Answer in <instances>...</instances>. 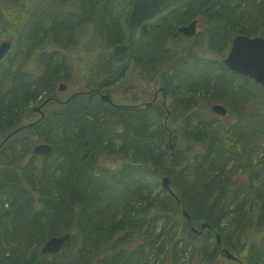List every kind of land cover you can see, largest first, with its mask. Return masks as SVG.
Returning <instances> with one entry per match:
<instances>
[{
  "label": "trees",
  "instance_id": "1",
  "mask_svg": "<svg viewBox=\"0 0 264 264\" xmlns=\"http://www.w3.org/2000/svg\"><path fill=\"white\" fill-rule=\"evenodd\" d=\"M48 1L0 63V142L36 119L28 120L33 105L53 94L66 65L38 47L46 36L66 49L76 30L95 27L105 46L128 48L100 59L99 77L77 90L90 92L46 105L40 122L1 148L0 264H264V233L257 236L264 232V185L253 179H263L264 168L257 173L243 163L264 145V87L222 61L236 35L264 36V0H179L149 20L146 33L129 30L133 0H71L69 8V0ZM3 15L0 25H8ZM199 18L206 27L194 40L205 35L213 57L174 42L191 40L177 29ZM33 56L41 74L30 69ZM135 67L147 89H164L167 107L125 106L148 92H132L123 106L101 100ZM214 103L228 108L215 127ZM44 142L51 153L35 154ZM240 167L252 174L237 182ZM165 175L179 202L161 186ZM183 208L192 223L210 227L194 232ZM66 232L59 253L41 252ZM217 232L241 262L226 256Z\"/></svg>",
  "mask_w": 264,
  "mask_h": 264
},
{
  "label": "rangeland",
  "instance_id": "2",
  "mask_svg": "<svg viewBox=\"0 0 264 264\" xmlns=\"http://www.w3.org/2000/svg\"><path fill=\"white\" fill-rule=\"evenodd\" d=\"M6 4L9 8H6ZM49 4L50 3L48 0H0V10H2L0 11L1 12L0 22L2 18H4L3 12L5 13V17L8 20V25H0V33H2V36H3L2 38H0L1 39L0 42L5 39H12L13 41L12 47L10 48L8 53L4 56V58L8 56L9 54H11L12 49H14L13 47L15 43L17 42L16 40L20 39L22 34L25 33V31H27L30 28L33 21L35 20L36 14L42 11V9L45 10L46 8H48L50 6ZM65 4H66V8H69L70 7L69 5L71 4V0H69L68 2L66 1ZM55 6L57 7L56 4ZM204 20L205 19L203 18L198 19V25H197L198 33L202 32L203 34V30L206 27ZM76 27L77 26H75V30H76ZM93 28L95 29V27H91V29L89 28L86 31L85 30L83 31V29L76 30L75 33L73 34V39L71 40V42H67L63 44V46L67 45L66 49H63L62 47H60V45L57 42H52L50 40L52 38H47V36L44 38L45 39L44 42L43 41L40 42L38 47H42V46L46 47L49 53L55 52L57 54L56 56H59L60 58L66 60V65L64 66V68L60 70L61 76L59 77L58 81L54 85L53 95H55V97L66 99L70 93H73L77 91L78 89L89 90V89H85L82 87L83 81L87 82L88 80H92V79L96 80V78L99 77V62L101 61L100 59H103L104 55L109 51L114 53V50H113L114 47L109 48L107 45L105 46L104 41L102 40L100 35L94 32ZM196 35L191 36V37L186 36L188 39H191L189 41H185L181 38H176L174 42L177 45H181L180 47L181 49L187 46L189 47L193 46L197 50L200 49L201 55L207 56V57H213L214 54L212 55L209 52V50L205 48L207 47L205 35L204 36L201 35V37L198 38V40H194ZM52 36H53V33H52ZM40 54L41 52H36V55L39 56ZM26 56L28 57L29 55H24L25 58ZM34 57L35 56L31 57L32 59L30 60V63L32 64L34 60L36 68L32 67L31 65L30 69H32L33 72H35L36 74H41L42 72L41 64L38 60V57L37 59H35ZM137 69H138L137 67L130 69L129 73L126 74V77L120 83H118L115 87H113L112 90L108 93L110 94V96L113 98V100L116 103L117 102L123 103L126 101L131 102L132 100L130 99V94H132V92L133 93L137 92L139 94H144L143 92H148V94L145 95V97L141 96L140 100L136 101V102L138 101L147 102L152 99L154 92H156L159 89V88L155 89V87L154 88L148 87L147 89L146 82L138 81L137 80V76H138ZM61 82L66 83L67 90L62 91L59 89V84ZM129 85L135 88H130ZM158 94H159V98L156 103L162 104V101L164 98L163 91H159ZM43 99L44 97L40 98L38 103H40ZM38 103H35L33 106H37ZM55 103L56 102L48 103L47 104L48 108L53 109V106ZM38 116H39V113L33 110V115H31V117H29L28 120L35 119ZM211 117L217 118L215 123H213V126L215 127L217 122H219L218 118H220L221 115L214 113ZM165 122L166 123L169 122V119L168 121L165 120ZM179 125L182 127L181 124ZM178 133H180V131H178ZM179 146L181 149L183 148L182 145H179ZM199 148L200 146H197V147L195 146V149H199ZM191 149H192L191 152H193L194 149L193 148ZM105 160H111V159L107 158ZM235 163L238 164V162L236 161ZM243 163L244 164L251 163L255 165L256 169L258 168L256 170L257 173L260 171L259 169L264 168V145H260V148L252 152L251 155H249V157L247 158V160H243ZM232 166L233 164L231 165V167L229 165V170L234 168V167L232 168ZM241 170H242V167H240L239 172L234 175L233 179L237 182H239L240 180H247L248 177L252 174V173H249L250 172L249 170H248L249 172L247 171L241 172ZM253 179L255 183L259 186L262 183H264V180H263L264 178L263 179L256 178L253 175ZM160 181H161V178H160ZM231 184L233 186H236V184L232 180H231ZM159 191H160V187L154 188V193L155 192L158 193ZM263 233L264 232L258 233L257 236L261 237ZM247 239L248 237H242L241 238L242 243L245 242ZM239 248H240V245H239ZM223 258H220V259H222L224 263L227 262L226 260L227 258L226 259L225 257Z\"/></svg>",
  "mask_w": 264,
  "mask_h": 264
},
{
  "label": "water",
  "instance_id": "3",
  "mask_svg": "<svg viewBox=\"0 0 264 264\" xmlns=\"http://www.w3.org/2000/svg\"><path fill=\"white\" fill-rule=\"evenodd\" d=\"M178 0H133V5L131 13L128 19V27L131 32L140 27L143 33L148 31V20L153 17L162 7L166 6L171 2H176ZM198 20L192 21L190 24L180 26L177 29V33H182L188 37L194 36L197 33ZM13 45L12 39H5L0 42V61L8 53L10 48ZM128 45H115L113 48L116 55H122L126 52ZM223 63L231 70L251 77L264 87V36H248L245 34H238L234 37L232 41V46L229 54L223 59ZM67 85L65 82L59 84V89L64 91L66 90ZM159 91L165 92L163 88H159L155 94L158 95ZM77 93L71 94L68 100L62 101V103L68 102L71 100L74 95ZM58 99V98H57ZM43 101L41 104L36 106L34 110H38L42 113V116L35 121H32L28 124L22 125L8 133L4 139L0 142V150L7 143V141L15 135L17 132L34 126L40 122L44 116L45 112L43 107L46 105L47 101ZM101 100L110 104H115L111 96L107 93L102 94ZM60 102L61 100L58 99ZM152 101L146 102L145 106L150 107ZM165 103V101H164ZM211 110L214 113L219 115H226L228 113V108L222 103H215L211 106ZM52 151V145L49 143H40L33 148V152L38 155H49ZM162 186L170 192L174 197H176L179 202V198L176 193L173 191L170 185L169 175H165L161 179ZM184 214H187V211L184 210ZM208 226V223H202L201 227L204 229ZM71 233L66 232L60 235H53L48 240L45 241L42 247V252L46 254H57L59 253L66 240L70 237ZM218 241L220 243V235L217 234ZM226 256L230 259H236V257L229 251V249H223Z\"/></svg>",
  "mask_w": 264,
  "mask_h": 264
},
{
  "label": "flooded vegetation",
  "instance_id": "4",
  "mask_svg": "<svg viewBox=\"0 0 264 264\" xmlns=\"http://www.w3.org/2000/svg\"><path fill=\"white\" fill-rule=\"evenodd\" d=\"M171 3H173V2H171ZM170 4V3H169ZM169 4H167V5H169ZM166 5V6H167ZM165 7V6H164ZM134 31H141V29H140V27H138L137 29H135ZM131 32V31H130ZM116 55V54H115ZM66 90H67V88H66ZM64 93V92H63ZM74 93V92H73ZM71 94L72 93H70L69 94V96L66 98V99H61V98H58V99H60L61 101L59 102L58 101V99H57V97H55L53 94L52 95H50V96H48V97H46L45 99H44V101H46L47 99H49L48 101H47V103L50 101V102H56V103H62V101H65V100H68L69 99V97L71 96ZM163 101H162V104L165 106V107H167V96H166V94H165V96L163 95ZM101 98V97H100ZM158 98H159V94L156 96V94H155V92H154V94H153V97H152V99L150 100V101H152L153 103L154 102H157V100H158ZM51 99V100H50ZM164 101H165V103H164ZM43 102V101H42ZM49 102V103H50ZM147 102H149V101H147ZM47 103H46V105H47ZM145 103H146V101H141V102H136V103H131V104H127V105H125V106H128V107H145V108H148L147 106H145ZM152 103V104H153ZM46 105L43 107V109L42 110H44V112H45V107H46ZM115 105V104H114ZM116 105H121L120 103H117ZM115 105V106H116ZM123 106V105H122ZM35 108V107H34ZM34 110V109H33ZM34 111H37L38 113H39V116L35 119V120H37L38 118H40L41 116H42V113L40 112V111H38V110H34ZM45 114H46V112H45Z\"/></svg>",
  "mask_w": 264,
  "mask_h": 264
},
{
  "label": "bare ground",
  "instance_id": "5",
  "mask_svg": "<svg viewBox=\"0 0 264 264\" xmlns=\"http://www.w3.org/2000/svg\"><path fill=\"white\" fill-rule=\"evenodd\" d=\"M115 54V53H114ZM106 92H101L100 93V97L102 96V94H105ZM108 94V93H107ZM263 185H264V183H263ZM232 186V185H231ZM184 210H186L187 211V214H184ZM182 215L184 216V218H186L188 221H189V223H190V226H191V229L194 231V232H196V233H202L203 231H204V229L205 228H207V227H210V224L208 223V226H206L204 229H202V227H198V225L197 224H195V223H192V221H191V214H190V212H188V210L186 209V208H183L182 209ZM217 234H219L220 235V243H219V241H218V237H217ZM222 238H221V234L219 233V232H217L216 233V240H217V243L221 246V248H222V251H223V249L224 248H226V247H223L222 246V240H221ZM42 247H43V245L41 246V249H42ZM228 249V248H227ZM229 251L236 257V259H232V260H235V261H239L240 262V260H239V258L229 249ZM41 252H42V250H41ZM224 252V251H223ZM43 253V252H42ZM231 259V258H230Z\"/></svg>",
  "mask_w": 264,
  "mask_h": 264
}]
</instances>
